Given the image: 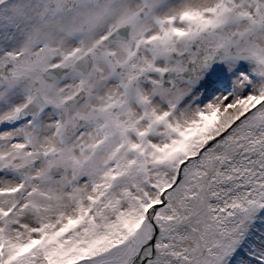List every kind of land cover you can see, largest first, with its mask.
Segmentation results:
<instances>
[{"label":"snow or ice","instance_id":"1","mask_svg":"<svg viewBox=\"0 0 264 264\" xmlns=\"http://www.w3.org/2000/svg\"><path fill=\"white\" fill-rule=\"evenodd\" d=\"M0 264H264V0H0Z\"/></svg>","mask_w":264,"mask_h":264}]
</instances>
